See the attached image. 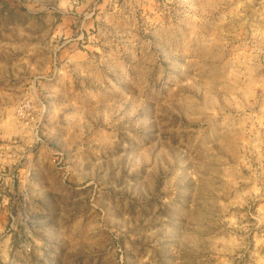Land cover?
I'll list each match as a JSON object with an SVG mask.
<instances>
[{"label":"rangeland","instance_id":"obj_1","mask_svg":"<svg viewBox=\"0 0 264 264\" xmlns=\"http://www.w3.org/2000/svg\"><path fill=\"white\" fill-rule=\"evenodd\" d=\"M0 264H264V0H0Z\"/></svg>","mask_w":264,"mask_h":264}]
</instances>
